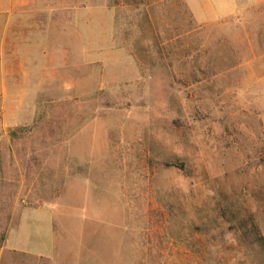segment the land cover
Masks as SVG:
<instances>
[{"label":"rangeland","instance_id":"obj_1","mask_svg":"<svg viewBox=\"0 0 264 264\" xmlns=\"http://www.w3.org/2000/svg\"><path fill=\"white\" fill-rule=\"evenodd\" d=\"M55 1L63 54L3 83L0 264H264L263 12Z\"/></svg>","mask_w":264,"mask_h":264},{"label":"crops","instance_id":"obj_2","mask_svg":"<svg viewBox=\"0 0 264 264\" xmlns=\"http://www.w3.org/2000/svg\"><path fill=\"white\" fill-rule=\"evenodd\" d=\"M190 8L193 17L198 22L209 21L215 22L222 17H228L237 13H243L246 9L256 5L259 11L264 14V0H185ZM14 2L1 0L0 2V89L1 98H4L3 83L8 77L9 66L16 61L18 65L24 64L23 56L45 55L57 56L62 55V50L66 48L67 27L71 25L72 16L67 15L66 5L62 6L64 11L57 10L55 0H45L39 2V7H46L45 11L49 16V24L62 23L59 28L60 36L54 35L55 29L37 26L35 30L33 24L36 20L34 16H27L22 8L24 3H17L16 10ZM59 4H61L59 2ZM63 4V3H62ZM38 5H35L38 7ZM20 9V10H19ZM59 18L57 17V14ZM264 17V15H263ZM57 20L61 21L57 23ZM264 20V19H263ZM83 24V23H82ZM30 25V26H29ZM38 31V32H36ZM20 57V58H19ZM21 70V69H20ZM3 102V100H1Z\"/></svg>","mask_w":264,"mask_h":264}]
</instances>
